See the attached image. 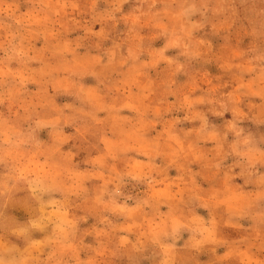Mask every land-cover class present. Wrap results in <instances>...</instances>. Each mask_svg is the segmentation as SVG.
Here are the masks:
<instances>
[{
	"label": "clouds",
	"instance_id": "obj_1",
	"mask_svg": "<svg viewBox=\"0 0 264 264\" xmlns=\"http://www.w3.org/2000/svg\"><path fill=\"white\" fill-rule=\"evenodd\" d=\"M0 264H264V0H0Z\"/></svg>",
	"mask_w": 264,
	"mask_h": 264
}]
</instances>
